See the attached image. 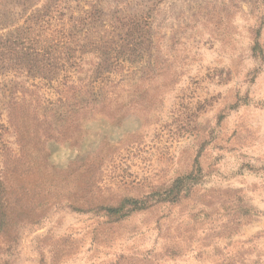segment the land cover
<instances>
[{
    "label": "rangeland",
    "instance_id": "obj_1",
    "mask_svg": "<svg viewBox=\"0 0 264 264\" xmlns=\"http://www.w3.org/2000/svg\"><path fill=\"white\" fill-rule=\"evenodd\" d=\"M6 199L0 264H264V0H0Z\"/></svg>",
    "mask_w": 264,
    "mask_h": 264
},
{
    "label": "trees",
    "instance_id": "obj_2",
    "mask_svg": "<svg viewBox=\"0 0 264 264\" xmlns=\"http://www.w3.org/2000/svg\"><path fill=\"white\" fill-rule=\"evenodd\" d=\"M189 176L190 175H182L180 178H176L173 184L167 189H154L147 195L148 197L144 199H123L116 207L101 206V209H103L107 215L114 217L119 215L120 217L121 215L128 216L129 214L137 212H149L161 203L179 200L183 191L187 189L186 180L189 179ZM21 203L22 202L18 201L16 205L11 206L6 199V205H0V239L6 236L9 239L10 234H13V228L19 223H22V221L26 220V222L32 223L33 220H36L35 216L28 215L24 212V207ZM122 212H125V214H121ZM2 252L0 248V254Z\"/></svg>",
    "mask_w": 264,
    "mask_h": 264
}]
</instances>
